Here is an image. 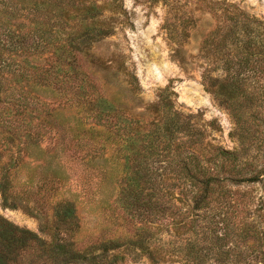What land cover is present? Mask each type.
<instances>
[{
    "label": "trees",
    "instance_id": "obj_1",
    "mask_svg": "<svg viewBox=\"0 0 264 264\" xmlns=\"http://www.w3.org/2000/svg\"><path fill=\"white\" fill-rule=\"evenodd\" d=\"M128 25L121 0H0V194L46 237L0 214V264H121L133 251L150 264H264V198L248 189L264 182V154H245L248 126L263 120L264 22L228 5L203 46L224 73L207 69L203 81L242 154L206 143L201 116L179 110L171 86L142 115L105 94L92 70L111 67L96 46ZM71 161L88 174L80 194ZM95 184L118 195L86 235ZM169 225L189 236L174 251L158 238Z\"/></svg>",
    "mask_w": 264,
    "mask_h": 264
},
{
    "label": "rangeland",
    "instance_id": "obj_2",
    "mask_svg": "<svg viewBox=\"0 0 264 264\" xmlns=\"http://www.w3.org/2000/svg\"><path fill=\"white\" fill-rule=\"evenodd\" d=\"M105 1L107 0H99L100 3ZM121 2L129 14L131 25L119 28L116 34L98 44L95 50L103 64L111 67L109 71L101 67L92 70V75L102 85L105 94L120 97L125 108L142 115L146 106L157 102L159 91L171 86L177 94L176 104L179 110L186 115L201 116V126L206 129V143L231 153L242 154L243 147L236 136L239 129L237 124L226 107L208 92L203 81V74L207 69H212L214 77L224 76L214 63V57H206L203 46L211 32L219 25H224L225 7L234 5L264 22V0ZM86 63L88 64V60ZM121 68L127 69V74L120 71ZM130 74L138 79V92L132 90ZM255 112L263 120L248 126L247 131L253 135L251 138H256L250 144V151H244L248 158L264 154V103ZM150 118L151 115L146 114L144 120ZM68 172L72 178V192L80 194L83 192L81 182L88 175L86 170L81 162L71 161ZM251 188L254 189L253 194L257 200L264 198V182L248 187ZM92 189L93 199L89 208L92 211H82L86 235L95 231L97 221L103 220V208L106 209L105 214L110 212L118 195L116 186L111 184L101 188L95 184ZM187 209L185 206L183 212ZM0 214L12 223L46 238L38 219L22 210L5 208L1 194ZM188 237L177 234L171 225L164 227L158 236L171 251L185 244ZM121 264H150V261L138 251H133L125 253V260ZM165 264L186 263L173 257V260Z\"/></svg>",
    "mask_w": 264,
    "mask_h": 264
}]
</instances>
